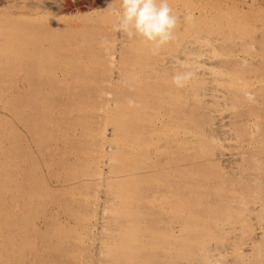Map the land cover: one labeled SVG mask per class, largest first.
I'll return each instance as SVG.
<instances>
[{
	"label": "bare ground",
	"instance_id": "6f19581e",
	"mask_svg": "<svg viewBox=\"0 0 264 264\" xmlns=\"http://www.w3.org/2000/svg\"><path fill=\"white\" fill-rule=\"evenodd\" d=\"M76 1L0 0V264H264V0H168L159 49Z\"/></svg>",
	"mask_w": 264,
	"mask_h": 264
},
{
	"label": "clouds",
	"instance_id": "9594fccd",
	"mask_svg": "<svg viewBox=\"0 0 264 264\" xmlns=\"http://www.w3.org/2000/svg\"><path fill=\"white\" fill-rule=\"evenodd\" d=\"M113 15L117 18L118 32L129 38L138 37L156 49L173 40L179 19L168 0H121L120 8L113 9ZM181 79L176 76L174 82L179 85Z\"/></svg>",
	"mask_w": 264,
	"mask_h": 264
},
{
	"label": "rangeland",
	"instance_id": "374dc122",
	"mask_svg": "<svg viewBox=\"0 0 264 264\" xmlns=\"http://www.w3.org/2000/svg\"><path fill=\"white\" fill-rule=\"evenodd\" d=\"M19 1H23V2H25V1H27V0H19ZM69 2H71L72 4H74V6H76V7H78L77 6V1L76 0H69ZM10 3H12L11 1L9 2H3L2 3V5H5V4H10ZM12 5V4H11ZM78 9V8H77ZM80 9V11H82V10H84L83 8H79ZM105 27L106 28H110V27H113L112 25H110L109 23H107L106 22V25H105ZM78 41H84L81 37H78ZM105 42H108V40H105ZM93 88H94V86H92V84H88V85H85V84H81L80 85V87H78V89L77 90H79L81 93H80V96H79V98H78V100H77V104H79L80 102V104L82 105L81 107H82V109H83V111L80 113V115L79 114H75V116H76V118L73 120V121H75V122H78L79 123V119H81V118H88V116H90L93 112H99V114H101V112H100V110H99V107H100V104L102 103V100H103V98L102 97H100L99 99L98 98H96L94 95H93V93L91 92V91H93ZM84 90H86V91H84ZM90 93V94H89ZM83 96H82V95ZM89 95V96H88ZM94 97V98H93ZM91 104V105H90ZM90 110V111H89ZM85 112V113H84ZM81 114H82V116H81ZM77 116H80V117H78L77 118ZM65 120H66V118H65ZM98 125H102L103 126V128H105L104 129V131L106 130V128H108L106 131H105V134H104V136H105V138H109L110 137V135H108V134H111V132H112V130H113V126H111L112 124H110V123H106V125H105V123H104V121L103 120H101L100 118L99 119H96L95 121H94V123H93V125L92 126H94V128L93 129H97V127H98ZM111 126V127H110ZM82 128V126H80V125H77L76 127H75V130H78V132L77 131H75L77 134H79L80 133V131H81V128ZM56 129H58V130H56ZM55 129V131H57L56 132V134L54 135V137H56L57 139H59V138H61V137H63L64 136V133H63V131L60 129V128H56ZM109 130V131H108ZM54 131V132H55ZM93 132H95L94 130H93ZM61 133V134H60ZM60 135V136H59ZM220 142H222V141H220ZM213 147V146H212ZM215 147V146H214ZM220 147V146H219ZM216 147V149H220V148H222L223 149V147ZM221 150V149H220ZM233 151V150H232ZM226 166V167H225ZM224 167H225V169H224ZM228 165H222L221 164V166H220V168H221V170L222 171H224V172H226V171H228ZM94 166H91V170H94ZM95 191V190H94ZM170 207H169V205H167V209H169ZM250 222V224L252 225V227H253V225L255 224L256 226H254L253 228H254V230L256 229L255 227H257L258 228V223L255 221V220H252L251 219V221H249ZM256 222V223H255ZM251 225H249V229L247 228V229H244V233H243V237H246L247 235H248V237H246V238H244L243 239V237H241V244H242V242L243 241H245V239L247 240V238L248 239H250L251 237H252V235H254L255 234V232H256V230H255V232L253 231V228L251 229ZM176 228H175V227ZM173 227H171L172 228V231H174L175 233H177L178 234V230H179V233H180V227L178 226V225H174ZM177 227H179V228H177ZM176 230H175V229ZM251 229V230H250ZM240 230V229H239ZM246 230V231H245ZM248 230H250V231H253L252 233H250V232H248ZM241 232H243V231H241ZM245 232H247V233H245ZM248 233H250V234H248ZM252 234V235H251ZM245 235V236H244ZM98 241H99V239H97ZM243 240V241H242ZM87 244V243H86ZM177 261H178V259H176ZM173 262H174V260H173ZM180 264H185L184 262L185 261H183L182 259H179V261H178ZM175 263V262H174Z\"/></svg>",
	"mask_w": 264,
	"mask_h": 264
}]
</instances>
